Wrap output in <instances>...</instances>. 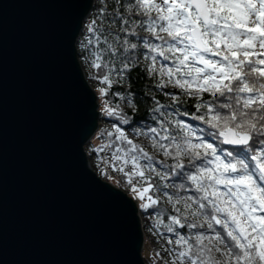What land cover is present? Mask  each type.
Returning a JSON list of instances; mask_svg holds the SVG:
<instances>
[{
    "label": "snow or ice",
    "instance_id": "6c2138e0",
    "mask_svg": "<svg viewBox=\"0 0 264 264\" xmlns=\"http://www.w3.org/2000/svg\"><path fill=\"white\" fill-rule=\"evenodd\" d=\"M107 9L105 3L89 22L80 47L91 68L107 70L97 75L108 86L99 90L101 111L117 123L100 133L105 142L94 151L111 153L106 163L123 174L138 200L122 201L132 264H142L134 244L136 212H154L149 231L163 235L157 231L161 197L171 206L164 228L175 239L164 237L169 260L154 250L149 264H264V0H115ZM142 62L151 81L144 98L151 101L152 123L130 120L104 99ZM114 95L134 116L131 82L127 94ZM189 100L192 119L203 127L182 119L190 114L181 110ZM120 125L147 138L156 154Z\"/></svg>",
    "mask_w": 264,
    "mask_h": 264
},
{
    "label": "water",
    "instance_id": "95a60500",
    "mask_svg": "<svg viewBox=\"0 0 264 264\" xmlns=\"http://www.w3.org/2000/svg\"><path fill=\"white\" fill-rule=\"evenodd\" d=\"M94 5L0 0V264L134 259L122 201L138 203L86 151L102 111L77 40ZM145 237L137 210L136 257L149 264Z\"/></svg>",
    "mask_w": 264,
    "mask_h": 264
},
{
    "label": "trees",
    "instance_id": "16d2710c",
    "mask_svg": "<svg viewBox=\"0 0 264 264\" xmlns=\"http://www.w3.org/2000/svg\"><path fill=\"white\" fill-rule=\"evenodd\" d=\"M115 0H102V6L106 3L108 5V9L107 11L110 12L112 10V5L114 4ZM100 14V13H99ZM92 20V18H88L87 21L85 22V28L86 29L87 25L89 24V22ZM85 34L86 32L83 31ZM121 65L119 64V62L117 61L114 65H113V72L111 74V78L115 81V80H119V76L117 75V72L119 71ZM106 69H100V70H96L95 69V76L94 78L99 80L97 78L98 74H103L104 72H106ZM113 75H115L116 77L114 78ZM125 76L127 77V79L123 82V84L121 83H113L112 87L110 89H108L109 91V96L105 97V99L110 100L113 105H120L121 108L123 109V111L128 114L129 119L130 120H135V121H141L142 123H152L151 121V116L149 115V109L151 106V101L147 100L144 98V92L147 91V88L150 86L151 81H149L147 79V74L146 72L143 70V62L138 66L133 68L130 72H126ZM87 77L88 78H92V75L87 73ZM100 81V80H99ZM131 82V91L136 93L137 95V99H136V103L138 105V111L135 113V115H132V110L129 109L126 105V101L124 99H122L119 96H115L114 94L116 93H123V94H127V89H128V82ZM102 84V83H101ZM103 88H107V85L102 84ZM166 91H173L172 89H167ZM157 99H159L161 101V103L167 104L168 103V98L166 96L163 95V93H156ZM193 101L189 100L187 105L182 106L181 110L183 111L184 108H187V110L189 111V115L187 116H183L182 119L186 122L192 125V127L194 128H200L203 127V125L199 122V121H195L192 119L191 117V113L195 112V109L193 108ZM106 121L109 123L110 127L107 129L105 127L100 128L96 134L94 135V137L89 141V143L87 144V146H89V153L90 156L93 157V159L95 160V162L97 163V165H101V158L103 156L104 153H97L94 151V149H96L99 145H100V141L105 142L102 140L100 133L102 131H104L105 129L108 131H112L113 130V124L117 123V119L115 117H105ZM122 128L125 129L126 132H130L132 134L133 133V129L127 125H120ZM153 126H155L153 124ZM129 136V135H128ZM101 142V143H102ZM136 143L142 144L145 147L146 143H142L140 141H135ZM150 145V141L148 143ZM228 147V146H225ZM151 154L155 155L156 153L152 150L149 151ZM111 155V154H110ZM162 157L157 156V159H161ZM120 174V176L122 177V179L125 181V178L123 176L122 173L118 172ZM105 177H108L107 174L104 175ZM125 184V183H124ZM126 185V184H125ZM163 211V214L159 217V219L161 220V225H160V231L163 235H166L168 237H171L173 240L175 239V236L172 234L167 233L166 229L164 228V225L169 223V219L168 216L171 214V206L164 204L163 200H161V205L159 206ZM151 214H155L154 212H150L149 213H142L143 217H144V226L145 227H149L148 223H149V218ZM156 215V214H155ZM157 219V217H156ZM187 229L185 228L184 230H182V232L184 234H187Z\"/></svg>",
    "mask_w": 264,
    "mask_h": 264
},
{
    "label": "rangeland",
    "instance_id": "374dc122",
    "mask_svg": "<svg viewBox=\"0 0 264 264\" xmlns=\"http://www.w3.org/2000/svg\"><path fill=\"white\" fill-rule=\"evenodd\" d=\"M102 7V0H95V5L93 6L92 8V11L90 13V16L89 18H96L99 13H100V9ZM87 21V20H86ZM85 28V27H84ZM84 35H86L84 32H82L77 40V44H78V55H79V58H80V61H81V64H82V67L87 75V73L91 74L92 75V78H88L92 87H94L96 89V92L98 94V97H99V109L101 110V105H102V98L100 96V89L103 88L102 87V84L99 80L95 79L94 76H95V69L91 68L90 67V64L89 62H87L84 57H83V54L81 52V47H80V44H81V40L82 38L84 37ZM113 77L115 78L116 76L113 75ZM105 99V98H104ZM102 113V118L100 119V124H99V128H109L110 125L109 123L106 121L105 117L106 115ZM96 134V133H95ZM127 134L129 135V138L135 140V141H140L142 143H146L145 144V150L147 151H151L152 152V149L150 147V145L148 144L149 143V140L147 138H145L144 136H136L130 132H127ZM102 141H100V144H101ZM230 147V146H228ZM86 151L91 159V162H92V165L93 167L95 168V170L103 177L105 178L106 180L110 181L111 183L115 184L116 186L120 187L121 189H123L124 191H126L127 193H129L130 195L131 192H130V189L125 185L126 182H124V180L122 179V175L120 176V174L118 173V171L114 170L110 165H108L106 163V161L108 160V158H104L103 157L101 158V165H97V163L95 162V160L93 159V157L90 156V153H89V146L86 145ZM107 154H111L109 152H105ZM104 153V154H105ZM103 154V155H104ZM126 170H129L130 171V166L126 169ZM107 174L108 177H105L104 175ZM125 183V184H124ZM125 187H124V185ZM161 200H163V197H161ZM137 203H138V200H136ZM156 221V215L155 214H151L150 215V218H149V227H144V231H145V241H144V249H143V256L145 257V259L147 260V262L149 263V258L152 256L153 254V251H160L161 253V257L163 258V261H167L169 260V256L167 255V253H165L162 249L163 247H166V242H165V239L164 237H168L166 235H161L159 237L157 236H154L152 234V232L149 231L151 225ZM144 224V222H143ZM161 225V224H160ZM161 233L160 231V228L157 230Z\"/></svg>",
    "mask_w": 264,
    "mask_h": 264
},
{
    "label": "bare ground",
    "instance_id": "6f19581e",
    "mask_svg": "<svg viewBox=\"0 0 264 264\" xmlns=\"http://www.w3.org/2000/svg\"><path fill=\"white\" fill-rule=\"evenodd\" d=\"M99 130V129H98ZM97 130V131H98ZM94 137V136H93ZM103 159L104 158H109L110 157V154H107V153H105L103 156ZM102 160V159H101ZM124 185V184H123ZM124 187H125V185H124ZM126 188V187H125ZM140 215H141V219H142V223L144 222V217H143V215H142V212H140ZM143 226H144V224H143Z\"/></svg>",
    "mask_w": 264,
    "mask_h": 264
}]
</instances>
